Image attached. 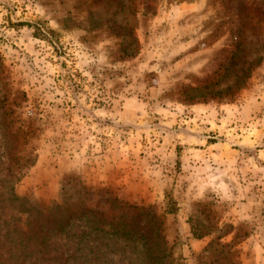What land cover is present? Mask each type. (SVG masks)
I'll return each instance as SVG.
<instances>
[{
  "label": "rangeland",
  "instance_id": "rangeland-1",
  "mask_svg": "<svg viewBox=\"0 0 264 264\" xmlns=\"http://www.w3.org/2000/svg\"><path fill=\"white\" fill-rule=\"evenodd\" d=\"M5 175L151 208L175 264H264V0H0Z\"/></svg>",
  "mask_w": 264,
  "mask_h": 264
},
{
  "label": "trees",
  "instance_id": "trees-1",
  "mask_svg": "<svg viewBox=\"0 0 264 264\" xmlns=\"http://www.w3.org/2000/svg\"><path fill=\"white\" fill-rule=\"evenodd\" d=\"M8 182L6 175L0 184ZM0 264H175L147 206L34 204L0 191Z\"/></svg>",
  "mask_w": 264,
  "mask_h": 264
}]
</instances>
